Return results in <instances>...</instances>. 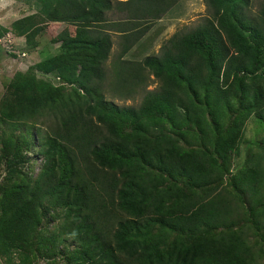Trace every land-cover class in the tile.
<instances>
[{"label": "trees", "instance_id": "obj_1", "mask_svg": "<svg viewBox=\"0 0 264 264\" xmlns=\"http://www.w3.org/2000/svg\"><path fill=\"white\" fill-rule=\"evenodd\" d=\"M176 1L32 0L34 12L0 25L27 46L49 23L74 27L34 63L58 85L7 82L0 96L4 264H261L245 230L264 238V162L222 181L244 121L264 124V0L254 13L249 0H204L192 30L133 55ZM111 32V88L122 99L144 90L135 106L103 91ZM31 144L39 171L12 183Z\"/></svg>", "mask_w": 264, "mask_h": 264}, {"label": "rangeland", "instance_id": "obj_2", "mask_svg": "<svg viewBox=\"0 0 264 264\" xmlns=\"http://www.w3.org/2000/svg\"><path fill=\"white\" fill-rule=\"evenodd\" d=\"M261 0H249V10L254 13L258 10ZM35 11L32 0H0V25L9 27L12 20L19 19L26 14ZM114 13V12H113ZM109 13L112 17L115 14ZM209 15L204 0H177L175 4L164 13L159 20L152 22V27L146 31L145 36L141 38L143 47H133L132 53L140 58L144 54H157L160 45L173 33H185L192 30L203 17ZM117 17V16H116ZM48 24V23H47ZM74 27L65 23H49L47 27L37 34L33 46H27L23 38H16L7 32L0 37V96L3 93V86L7 82H12L20 87L41 86L44 84L58 85L57 79L53 75L42 74L34 69V63L51 57L59 52L58 46L52 43V39L64 32H72ZM111 48L108 60L104 64L105 80L103 91L106 99L111 100L117 106L126 107L135 106L142 97L144 90H137L132 97L122 99L116 95L111 88L112 64L116 63L115 56L118 52L119 39L115 32H111ZM128 57V54L125 58ZM158 82L148 77L144 89H156ZM68 89V88H67ZM243 133L238 145L237 155H232L231 164L227 174L224 176L222 184H227L230 175L235 174L243 167H254L257 163L264 162V124L254 118L246 119L243 123ZM32 129H30L31 131ZM21 131V130H20ZM19 131V132H20ZM26 163L19 167L20 174L11 178V182H20L27 178H33L39 171L43 162L41 155L37 153L35 144H31L23 149ZM4 172L0 169V184ZM227 190H230L227 186ZM1 195V193H0ZM58 220H52L48 223H41L39 232L47 235L57 229ZM246 236L254 243V246L264 250V238H261L262 231L255 229H246ZM65 249L73 246L70 243L62 245ZM261 264H264V251H262ZM4 259L0 257V264H4ZM58 264H65L64 259L57 260ZM34 264H44L39 260Z\"/></svg>", "mask_w": 264, "mask_h": 264}, {"label": "crops", "instance_id": "obj_3", "mask_svg": "<svg viewBox=\"0 0 264 264\" xmlns=\"http://www.w3.org/2000/svg\"><path fill=\"white\" fill-rule=\"evenodd\" d=\"M10 33V32H9ZM10 35H13V34H10Z\"/></svg>", "mask_w": 264, "mask_h": 264}]
</instances>
